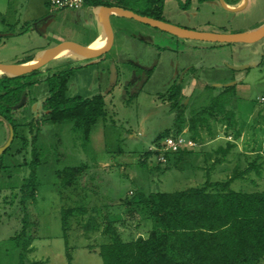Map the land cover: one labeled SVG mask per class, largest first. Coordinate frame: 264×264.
Here are the masks:
<instances>
[{
	"label": "rangeland",
	"instance_id": "1",
	"mask_svg": "<svg viewBox=\"0 0 264 264\" xmlns=\"http://www.w3.org/2000/svg\"><path fill=\"white\" fill-rule=\"evenodd\" d=\"M251 2L252 0H247V7L242 10L248 13L247 20L236 24L213 21L211 26L204 29L236 33L258 24L264 19V0H258L255 8L251 7ZM189 5H186V0H174V3L170 4L173 8L162 12L163 21L184 27L180 24L187 20L180 19V23L175 18L179 19L178 12L188 9ZM49 6L53 8L50 3ZM174 13L176 17H173ZM6 17L9 23L14 22L15 16L12 14ZM1 19L0 17V27L3 25ZM200 26L195 25L193 30L199 31L202 28ZM171 39L173 52L170 67L168 63L164 70L160 63V68L156 66L153 74H165L168 83L172 70L175 77L177 68L179 70L184 62L188 61L190 66L197 68L200 79L196 81L201 90L194 92L195 86L192 87L190 96L185 95L190 98L188 101L184 100L188 105L186 117L192 110L208 103L205 101L209 100L207 98L211 90H205V85L219 83L222 80L220 76L226 75L229 81L225 84L235 82V85L231 84L235 86V96L230 99L228 108L234 109L240 122H251L253 116V119H259L261 125L252 121L249 128L235 136L233 131H226L224 125L210 120L213 137L208 134L206 128L201 129L202 136L193 150L197 156L184 155L177 161L179 155L175 154L166 164V161L159 160L160 153L145 156L157 147L153 143L157 135L172 127L173 112L157 98L160 93H140L138 97L125 94L123 98V94L117 90L119 84L116 85L111 91H114V103L106 100V118L98 120L92 128L89 140L84 142L72 122L52 123L48 120L47 111L42 108V101L46 98L48 89L44 81L45 76H40L39 72L43 66L40 67L33 75L39 81L29 87L28 96L31 99L28 98L24 107L18 108H21L19 113L22 116L14 130L0 122V264H18L19 248L12 237L21 231L24 219L30 238V245L25 253L26 262L103 264L99 247L110 240V236L105 232L107 224H111L125 242L138 236L146 237L150 231V219L144 212H137L128 202L137 192L147 195L156 191L174 192L202 187L209 182L227 181L239 173L242 176L230 183L233 190L252 192L264 189V102L260 100L264 96V37L248 48H244L243 44L241 46L228 43L220 44L222 46L216 47L217 51L207 48L194 50V45L207 42L183 40L174 36H171ZM37 41L42 43L38 39L29 38L23 39L21 43L31 46ZM187 45H192V49L189 48L192 51L189 56ZM253 49L257 52H251ZM1 53L3 54V51L0 49V55ZM116 54L114 48L106 56L110 58ZM206 55L209 61L216 56L220 57L218 62L225 69L220 71L214 67V63H205L203 57ZM83 61H86L84 67H75L83 69L95 64L88 60ZM104 65L109 68V61L106 60ZM231 66L242 68L235 70ZM149 72L151 73L152 69ZM181 73L182 71L177 73V76ZM91 83L92 79L76 94L91 96L102 88H94L91 91ZM163 85L165 83L157 84L156 90L164 93L163 88L166 85ZM75 90L72 84L67 93L72 95ZM103 93L107 94V90ZM32 98L35 99L33 103ZM33 118L38 119V127L35 123L32 127L29 126L28 123ZM184 134L188 136L189 133L185 131ZM219 134L222 136L219 137ZM230 142L235 143L236 148L230 146L228 150ZM33 147L37 149L38 160L35 168L36 190L34 199L27 200L23 205L20 203L19 189L22 180L29 176V163L34 158ZM251 164L258 168L255 169ZM81 165L87 166V170L79 177L75 189L65 188L62 191L57 171ZM74 205L85 206L86 214L68 220L65 242L61 222L62 210ZM94 224L96 228L93 230L85 229ZM261 264H264V257Z\"/></svg>",
	"mask_w": 264,
	"mask_h": 264
},
{
	"label": "trees",
	"instance_id": "2",
	"mask_svg": "<svg viewBox=\"0 0 264 264\" xmlns=\"http://www.w3.org/2000/svg\"><path fill=\"white\" fill-rule=\"evenodd\" d=\"M241 1L224 0L233 6H237ZM84 3L118 6L140 15L164 20L161 17L163 0H84ZM189 3L190 0H186V5ZM30 26V22L27 23V27ZM77 68L80 67L58 69L45 77L48 93L42 102V108L47 111V118L52 123L72 122L83 141L87 142L93 126L106 116L105 101L101 94L91 97L67 95V82ZM196 71L195 66H189L182 70V73L194 77ZM36 72L38 69L19 77L0 74V122L13 130L22 116L19 113L21 108L15 107L22 97H26L22 107L31 99L28 96L29 87L39 81L33 76ZM182 78V75L177 76L164 93L158 94L173 112V122L172 127L158 134L153 143L159 147L161 139L184 131L189 133L187 137L198 142L202 136V128H206L208 134L213 137L210 120L224 125L226 131H233L235 136H239L235 113L228 108L230 99L235 96V86L223 87L206 105L192 110L186 117L188 105L184 103L187 97L183 94ZM211 87L209 84L205 85V88ZM37 120H30L29 126L32 127L35 123L38 127ZM230 146L233 144H228V150ZM36 150L33 147L34 158L29 163L30 173L22 180L19 189L20 203L23 205L27 200L34 199L37 183L35 168L38 165ZM192 151L180 150L176 153L179 155L177 161ZM151 153L158 155L159 151H149L145 156ZM173 155L175 154L164 152L166 164ZM251 166L258 168L254 164ZM86 170L85 165L58 170L60 189H75L76 182ZM241 176L240 173L234 174L227 181L209 182L202 187L174 192L156 191L147 195L137 192L128 202L137 212H144L150 219V231L146 237L138 236L125 242L115 228L107 224L105 232L110 236V240L99 247L103 264H261L264 257V189L252 192L233 190L230 183ZM85 214L86 207L83 205H74L62 210L61 222L65 242L68 220ZM26 223L24 219L21 231L12 237L19 248L18 264H41L39 261L26 262L25 253L30 245ZM94 228L96 224L85 229L89 231Z\"/></svg>",
	"mask_w": 264,
	"mask_h": 264
},
{
	"label": "crops",
	"instance_id": "3",
	"mask_svg": "<svg viewBox=\"0 0 264 264\" xmlns=\"http://www.w3.org/2000/svg\"><path fill=\"white\" fill-rule=\"evenodd\" d=\"M172 3H174V0H163L162 12L170 10V4ZM189 4L190 5L188 9L178 12L180 18L175 19H177L180 23V19L187 20L186 22H182L180 25L191 29H194L193 27L199 24L201 25L200 27H202L199 31L217 32L212 29H204V27L211 26L210 24L213 21L218 23L224 22V24L225 22H233L236 24L248 19V13L242 11L247 7V0L243 6H241L242 1L238 3L237 6H233L228 5L224 1L221 3L219 0H203L202 2H199V0H192V2ZM257 4L258 0H252L251 7L255 8L257 7ZM9 14L15 16L13 23H9L6 19V16ZM47 14H51V19L47 23H42L39 25L35 30L33 28V22ZM98 14L99 8L97 6L85 3L79 9L56 10L49 6V0L0 1V17L2 18L1 23L3 24L2 27H0V49L3 51V54L1 53L0 55V63L19 65L29 64L39 51L55 46L59 43H70L92 50L98 49L102 41V31L98 21ZM173 17H176L175 13L173 14ZM29 22L31 26L28 28L26 23ZM106 22L108 24L107 26L109 34V47L107 52L91 67L83 69L79 68L77 71L75 70L67 82V90L72 84H74L76 90L72 95L67 93L68 96L79 95L76 94L77 91L81 88H84L85 84H89V81L92 79L91 84L93 87L91 88V91H93L94 88H102H99V92H94V94L91 96L97 94L103 95L106 110V100L110 101L111 104L114 103V91H111L116 87V85L119 84L117 86V90L118 93L121 95L123 94V98H125V94L126 96L134 94L137 97L140 93H146L147 95L152 93L161 94V92H158L159 90H156L157 84L162 85L165 83L166 86L163 85L165 86L163 88L165 92L177 76V73H180L183 69L187 68V66L191 65V63L188 61L184 62V64L180 66L179 70L177 68L175 77H173L174 72L172 70V74L167 83V76L165 74H153V72L155 71L156 66H158V69L160 68V63H162L161 66H163L164 70L168 63L170 67V57L172 56L171 54L173 52L171 50L172 35L149 27L136 20L114 15H107ZM263 24L264 19L258 24L254 25L255 27L251 26L245 31H252L259 28ZM25 38H29L30 40L38 39L42 41V43H38L37 41L31 46L22 45L21 41ZM238 45H244V48H248L249 46L256 45V43H253L252 45ZM219 46L222 45L213 43H200L199 45H194V50L198 49V51H201L202 49L204 50L207 48L211 51H217L218 48L216 47ZM114 48H116L117 56L115 55L114 57L107 58V53H110V51H112ZM186 48L188 50L187 55L189 56L192 52L189 48L192 49V45H187ZM251 52L256 53L257 50L253 49ZM175 58L177 59V57ZM218 58L220 57L216 56V58H212L209 61L208 56L206 55L203 57V61L208 63V65H210L211 62L214 63V67H217L218 70L222 71L225 68L221 67L218 62ZM106 60H108L110 63L109 68L104 65ZM85 63L86 61L76 59L66 53L63 55H56L53 59L44 64L43 67L41 66L42 68L39 69V72H41L40 76L43 75L47 77L55 70L63 69L69 66L75 67L78 65H82L84 67ZM122 64H124L123 67H120ZM151 69L152 72L150 73L149 70ZM198 72H195L194 77L181 73L182 77L184 76L182 78L184 95L188 94L190 96L192 94L190 91L192 87L195 86L196 88L194 92H196V90H201V87L197 86V81L200 79ZM220 77L222 80L219 83L211 85V88H205V90H211L210 96L207 99L216 96L223 87H226L225 82L229 81V77L226 75ZM217 88H219V90ZM104 90H107V94L103 93ZM189 96H187L185 101L190 100V98H188ZM157 98L159 100L161 99L158 95ZM34 100L35 99L32 100V103L35 102ZM208 101L209 100L205 102ZM161 102L166 104L168 107L167 103H165V101L162 99ZM231 110L234 112V109ZM235 118L238 122V128L241 133H243L242 130H246L247 127L249 128V125L252 121L261 125L259 119H253V116H251V122L249 120L240 122L236 115ZM218 136L221 137L222 134H219ZM240 137L242 136L240 135ZM230 143L233 144V148H236L234 145L235 143ZM186 155L197 156V153L192 151ZM241 156L245 157L244 155ZM219 162L221 163L222 160H219Z\"/></svg>",
	"mask_w": 264,
	"mask_h": 264
},
{
	"label": "water",
	"instance_id": "4",
	"mask_svg": "<svg viewBox=\"0 0 264 264\" xmlns=\"http://www.w3.org/2000/svg\"><path fill=\"white\" fill-rule=\"evenodd\" d=\"M221 3L224 0H219ZM246 0H242L241 6L245 4ZM98 21L102 31V41L98 49H88L80 47L70 43H59L55 46L45 48L39 51L33 58V60L26 65L19 64H0V74H5L8 77H19L29 74L34 70L39 69L41 66L53 59L58 52L65 51L67 54L73 56L79 60H88L90 63H95L100 60L107 52L109 47V34L108 24L106 22L107 15H114L118 17L128 18L143 23L149 27L158 29L165 33H168L174 37L185 40H198L213 44H253L261 40L264 37V24L259 28L252 31H242L236 33L225 32H204L197 31L189 28H184L176 24H171L166 21L156 19L149 16L140 15L131 10L124 9L118 6L99 5ZM240 8V7H239ZM51 19V14H47L33 22V28L36 30L42 23H47ZM232 69L239 70L242 67L231 66ZM235 82L227 83L225 86H231ZM218 86V85H217ZM26 101V97H22L21 101L15 108L22 107Z\"/></svg>",
	"mask_w": 264,
	"mask_h": 264
},
{
	"label": "built area",
	"instance_id": "5",
	"mask_svg": "<svg viewBox=\"0 0 264 264\" xmlns=\"http://www.w3.org/2000/svg\"><path fill=\"white\" fill-rule=\"evenodd\" d=\"M49 3L56 10L79 9L84 5V0H49ZM260 100L264 102V96H262ZM184 132L180 134H170L162 140L159 147H154L153 150H158L160 153V161H166L164 152L176 154L180 150H194L197 147L196 141L187 137Z\"/></svg>",
	"mask_w": 264,
	"mask_h": 264
},
{
	"label": "bare ground",
	"instance_id": "6",
	"mask_svg": "<svg viewBox=\"0 0 264 264\" xmlns=\"http://www.w3.org/2000/svg\"><path fill=\"white\" fill-rule=\"evenodd\" d=\"M61 54H62V55H63V54H66V52H65V51H61V52H58V53H57V55H61Z\"/></svg>",
	"mask_w": 264,
	"mask_h": 264
},
{
	"label": "flooded vegetation",
	"instance_id": "7",
	"mask_svg": "<svg viewBox=\"0 0 264 264\" xmlns=\"http://www.w3.org/2000/svg\"><path fill=\"white\" fill-rule=\"evenodd\" d=\"M184 70V69H183Z\"/></svg>",
	"mask_w": 264,
	"mask_h": 264
}]
</instances>
